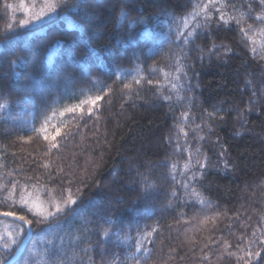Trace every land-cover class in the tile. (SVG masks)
I'll return each mask as SVG.
<instances>
[{
  "label": "trees",
  "instance_id": "trees-1",
  "mask_svg": "<svg viewBox=\"0 0 264 264\" xmlns=\"http://www.w3.org/2000/svg\"><path fill=\"white\" fill-rule=\"evenodd\" d=\"M16 1L0 0V213L33 236L14 264H264V2L59 0L22 25ZM69 194L43 222L22 203Z\"/></svg>",
  "mask_w": 264,
  "mask_h": 264
},
{
  "label": "rangeland",
  "instance_id": "rangeland-1",
  "mask_svg": "<svg viewBox=\"0 0 264 264\" xmlns=\"http://www.w3.org/2000/svg\"><path fill=\"white\" fill-rule=\"evenodd\" d=\"M58 2L59 0H17L11 7V16L22 14V20L25 22L22 23V25H27L40 20L42 21L49 18L54 13L58 6ZM24 201H27L28 205L40 203L45 209L49 211L52 210L48 204L36 195H30L29 198L26 197ZM16 223H0V242L7 243L10 249H12L13 246H17L18 248L26 235L23 228L18 226L19 223ZM4 248L7 249L5 244ZM35 251H38V247H35Z\"/></svg>",
  "mask_w": 264,
  "mask_h": 264
},
{
  "label": "snow or ice",
  "instance_id": "snow-or-ice-1",
  "mask_svg": "<svg viewBox=\"0 0 264 264\" xmlns=\"http://www.w3.org/2000/svg\"><path fill=\"white\" fill-rule=\"evenodd\" d=\"M262 2H264V0H262ZM51 10V9H50ZM21 23H25L24 21H22ZM187 25H185L186 27ZM241 31H243V29H241ZM188 35H193L192 33H189ZM178 39L180 38L179 36L177 37ZM187 39L185 38V43H187ZM215 47V46H214ZM127 87V86H126ZM101 99L99 96H97L95 98V100H99ZM95 101H92V103H94ZM73 109H68V111H72ZM89 112H91V108L89 109ZM47 139V137H45ZM53 147H55V145H53ZM201 167H203V165H201ZM24 205H27L28 207V211L29 212H32L34 217L37 218V222H43V221H46V220H50V219H54L56 216L66 212V211H71L74 209V207L77 205L78 201L77 199L69 194L68 197L66 198L65 202H64V205L61 206L60 204L58 203H55V202H50V207H52V210L49 211L47 209H45L43 207L42 204L40 203H35V204H32V205H28L27 204V201H23L22 202ZM21 210H23V208H21ZM3 215L5 216H13L14 213L12 212H5L3 213ZM17 219L19 221H21L24 225H28V226H31L32 224V221L31 220H28L26 219L25 216H19L17 217ZM57 224H59V221L57 222ZM49 228L53 227L52 225H49L48 226ZM27 230L29 229H25V234L27 232ZM42 231H45V229H42ZM105 235H108V232L107 230H105ZM7 246V245H6ZM262 247H264V245H262ZM250 256L253 255V253H249ZM254 255L260 257L262 260H264V256L261 255L260 252H256ZM2 264H7V261H3ZM259 264V262H258Z\"/></svg>",
  "mask_w": 264,
  "mask_h": 264
},
{
  "label": "water",
  "instance_id": "water-1",
  "mask_svg": "<svg viewBox=\"0 0 264 264\" xmlns=\"http://www.w3.org/2000/svg\"><path fill=\"white\" fill-rule=\"evenodd\" d=\"M3 213H5V212H1L0 213V218L17 222L20 225H22L25 229H29V230H27V235L23 239L21 244L19 245L17 251L14 253V255L10 259L7 260V264H14L20 258V256L23 254V252L26 249L28 243L30 242V240H31V238L33 236V227H32V225L31 226L24 225L21 221H19L17 219V217H19L17 215L5 216V215H3Z\"/></svg>",
  "mask_w": 264,
  "mask_h": 264
}]
</instances>
